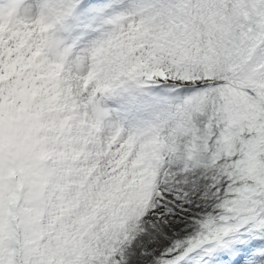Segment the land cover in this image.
<instances>
[{"label":"snow or ice","instance_id":"snow-or-ice-1","mask_svg":"<svg viewBox=\"0 0 264 264\" xmlns=\"http://www.w3.org/2000/svg\"><path fill=\"white\" fill-rule=\"evenodd\" d=\"M0 264H264V0H0Z\"/></svg>","mask_w":264,"mask_h":264}]
</instances>
